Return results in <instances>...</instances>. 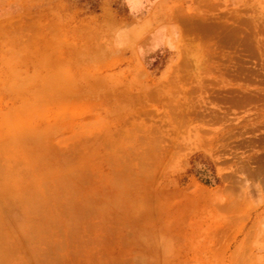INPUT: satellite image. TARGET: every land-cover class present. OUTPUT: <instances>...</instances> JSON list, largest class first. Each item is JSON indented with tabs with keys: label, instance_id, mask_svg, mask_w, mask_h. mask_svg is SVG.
Wrapping results in <instances>:
<instances>
[{
	"label": "rangeland",
	"instance_id": "374dc122",
	"mask_svg": "<svg viewBox=\"0 0 264 264\" xmlns=\"http://www.w3.org/2000/svg\"><path fill=\"white\" fill-rule=\"evenodd\" d=\"M0 264H264V0H0Z\"/></svg>",
	"mask_w": 264,
	"mask_h": 264
},
{
	"label": "bare ground",
	"instance_id": "6f19581e",
	"mask_svg": "<svg viewBox=\"0 0 264 264\" xmlns=\"http://www.w3.org/2000/svg\"><path fill=\"white\" fill-rule=\"evenodd\" d=\"M232 205V204H231Z\"/></svg>",
	"mask_w": 264,
	"mask_h": 264
}]
</instances>
